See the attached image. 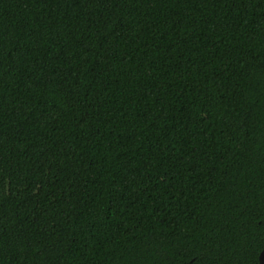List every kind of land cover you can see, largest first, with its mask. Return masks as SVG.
<instances>
[{
	"label": "trees",
	"instance_id": "1",
	"mask_svg": "<svg viewBox=\"0 0 264 264\" xmlns=\"http://www.w3.org/2000/svg\"><path fill=\"white\" fill-rule=\"evenodd\" d=\"M264 0H0V264H260Z\"/></svg>",
	"mask_w": 264,
	"mask_h": 264
},
{
	"label": "water",
	"instance_id": "2",
	"mask_svg": "<svg viewBox=\"0 0 264 264\" xmlns=\"http://www.w3.org/2000/svg\"><path fill=\"white\" fill-rule=\"evenodd\" d=\"M259 262L260 264H264V249L259 254Z\"/></svg>",
	"mask_w": 264,
	"mask_h": 264
}]
</instances>
